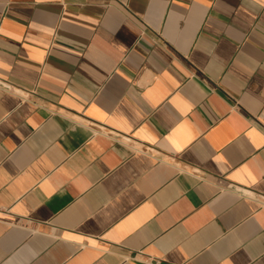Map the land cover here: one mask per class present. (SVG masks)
Returning a JSON list of instances; mask_svg holds the SVG:
<instances>
[{
    "label": "crops",
    "instance_id": "0c3cea01",
    "mask_svg": "<svg viewBox=\"0 0 264 264\" xmlns=\"http://www.w3.org/2000/svg\"><path fill=\"white\" fill-rule=\"evenodd\" d=\"M0 264H264V0H0Z\"/></svg>",
    "mask_w": 264,
    "mask_h": 264
}]
</instances>
